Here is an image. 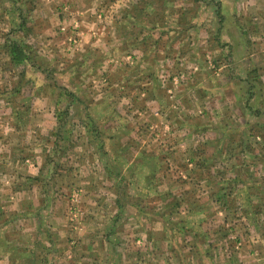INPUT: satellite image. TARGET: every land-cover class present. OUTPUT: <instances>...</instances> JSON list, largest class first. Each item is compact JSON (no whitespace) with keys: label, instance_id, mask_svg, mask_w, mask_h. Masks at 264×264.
<instances>
[{"label":"rangeland","instance_id":"374dc122","mask_svg":"<svg viewBox=\"0 0 264 264\" xmlns=\"http://www.w3.org/2000/svg\"><path fill=\"white\" fill-rule=\"evenodd\" d=\"M10 1L15 33L0 34V46L22 43L37 68L0 55L7 79L22 77L20 95H0V111L9 114L6 127L28 137L55 131L64 147L55 214L70 234L66 253L46 256L49 237L29 242L21 264H264V139L241 134L246 121L264 128L263 115L251 113H264V88L259 61L228 57L237 46L264 49V0H43L42 16L48 5L55 21L37 23L39 38L25 43L19 6L27 3L29 14L30 0ZM250 2L259 7L243 6ZM66 90L76 104L61 124ZM88 142L103 150L92 163L65 151ZM106 160L111 192L96 181ZM88 219L98 240L109 236L106 258L100 241L97 251L86 249Z\"/></svg>","mask_w":264,"mask_h":264},{"label":"crops","instance_id":"0c3cea01","mask_svg":"<svg viewBox=\"0 0 264 264\" xmlns=\"http://www.w3.org/2000/svg\"><path fill=\"white\" fill-rule=\"evenodd\" d=\"M5 1L7 0H3V3L0 5V10L2 11L0 12V34L9 39L12 38L11 36H13L15 30L14 28L11 30L9 27L10 22L8 21L7 15H5V7H7L4 3ZM14 2L16 4V1ZM29 2L32 9L29 10V14L28 10L26 11L22 8V6H25L27 3L19 6L21 10V13L19 14L21 21L19 29H21V31H18L17 33L24 37L26 36V38L22 37L23 43H25V39L33 40L39 38V32L36 26L37 23L47 22L49 24H53L55 21L53 18L54 15L51 13L52 9H50L51 7L47 5L50 3L49 1L45 2V5H47L46 8L49 9V13H44L43 16L42 11L40 10H42L44 1L30 0ZM252 5L259 7L257 2L243 4V6L247 9L249 8L251 11H254L256 8L251 9ZM263 10L264 8L260 13L263 14L264 21ZM31 24H34V31L28 28ZM231 30H233V28ZM2 44L3 42L0 38V45ZM13 44H18L23 47L22 43H19L16 40H11L7 45L4 44L3 46H0V55L7 56L8 63L16 68L24 70L36 69V63L31 62V54L29 55L26 53L29 59H27L23 64L14 63L11 53ZM235 49V53L229 52L228 54V57L231 59V64L233 63L232 59H234V61L243 59V61H246L247 64L259 61L256 69H259L260 72L259 76L261 85H258L263 86L264 88V49L262 48L258 51V53H255L254 50H248L245 46H237ZM0 76H3V78L0 79V85H4V87H6V90L3 88L4 91L0 92L1 96L5 91L11 96L20 95L22 91L21 76L20 79L12 83L11 80L7 79L8 77L6 76V72H4L1 68ZM31 84L33 85V83ZM12 86H15L14 91L9 92V90H11L9 87ZM7 87L9 89H7ZM48 101L51 102L52 99ZM7 115L9 114L5 113L4 110L0 111V264H21L24 261L26 262L28 243L35 240H40V242H42L46 237L50 238V243L45 244V247L48 249L46 256L53 252H57L58 249H61L62 252L66 253L70 248V234L68 233V229L66 230L67 224L65 225L62 221L58 220V217L55 214L58 213V211L55 210V208H58V205L56 207L54 205V203L56 204L59 202V191H56V188L61 187V185L57 182V178H55V173L58 169L56 156L64 153V147L60 145L61 143L58 140H55V131L48 134V138H44L43 136L45 134L42 133L43 131L40 128L37 132H34L36 135L31 138L25 134H21L22 129L20 128L15 127L10 129L6 127V118H8ZM57 115L52 113L47 117H57ZM41 116L42 113L36 114V117ZM19 118L23 117L19 115ZM244 127L246 128V126ZM54 130H58V128H55ZM44 139H46V142H44ZM65 151H67V154H72L73 160H80L82 158L85 162L92 163L98 159V156L102 155L103 150L93 142H88L82 144H71V146H68ZM92 151H94V153ZM103 157H107V153H105ZM100 164L101 166L99 172H102V174H100V177L98 176V178H96V181L99 183L101 182L104 188L107 182L110 183L111 187L109 188V191H114L110 173L112 168L109 160H106L104 163L100 162ZM105 173H108L109 176ZM73 181L75 180H72L71 182ZM74 184H76V182H74ZM115 199L118 210L121 211V194L119 192L115 193ZM90 200H92L91 202H95L94 198ZM119 215L120 214L114 218L113 221L115 223H117ZM104 223V229H106ZM87 229L89 230L88 238L91 239L88 241L89 244L86 246V249L91 253L96 250V247L99 248V246L102 245L104 254L108 250L109 236H106L104 232H102V235L98 233V236H101L102 239H104L102 242L101 239L98 240L97 234L93 235L90 232L92 228L89 219L87 221ZM116 230L113 227L110 236L112 234H116ZM99 241L101 245L99 244ZM45 247L40 246V249L44 248L43 250H46ZM36 253L37 252H34V254ZM38 255H40V258H45L41 253ZM105 255L106 254H104V258L107 256ZM73 257L76 258L75 255ZM88 258L97 257L94 254H90ZM36 262L40 263L42 261L38 260ZM92 263L99 264L98 261H92L91 264Z\"/></svg>","mask_w":264,"mask_h":264},{"label":"trees","instance_id":"16d2710c","mask_svg":"<svg viewBox=\"0 0 264 264\" xmlns=\"http://www.w3.org/2000/svg\"><path fill=\"white\" fill-rule=\"evenodd\" d=\"M12 57H13V61L14 63L16 64H23L28 58V56L26 55V52H24V49L22 46L18 45V44H13L12 45ZM259 85H261V81L258 82ZM66 98L68 99V106H67V110H65L64 112H62L61 110L60 113L58 114V120H60V123L63 124L65 123V121L67 120V117L69 116V109L71 107V105H74L76 104V96L75 94H73L72 92L66 90ZM252 113V116L255 118V119H259L262 118V115L263 113L261 111H255V112H251ZM262 121V120H261ZM257 125L258 126H251V129H249L250 127V123L249 121H246V128L243 130V132L241 133L242 134V139H244V137H249V139H253V138H256V139H264V128H263V123H260L259 121H257ZM259 125L263 128V129H260L259 128ZM235 132V131H234ZM238 133V131H237ZM226 135H223V138L220 139L218 141V143H223L226 141ZM242 142V141H241ZM216 143V142H214ZM257 144V142H255ZM250 147V146H249ZM251 149V148H250ZM237 177L236 179L233 181V182H236V183H241V179H240V174H236Z\"/></svg>","mask_w":264,"mask_h":264}]
</instances>
